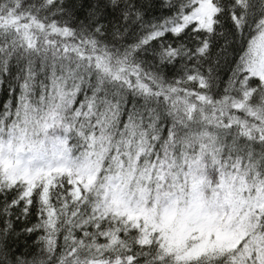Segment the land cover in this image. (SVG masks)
<instances>
[{"label": "snow or ice", "instance_id": "snow-or-ice-1", "mask_svg": "<svg viewBox=\"0 0 264 264\" xmlns=\"http://www.w3.org/2000/svg\"><path fill=\"white\" fill-rule=\"evenodd\" d=\"M0 264H264V0H0Z\"/></svg>", "mask_w": 264, "mask_h": 264}]
</instances>
